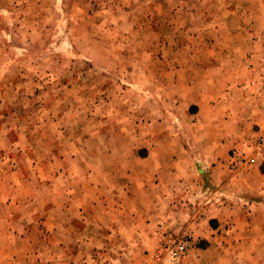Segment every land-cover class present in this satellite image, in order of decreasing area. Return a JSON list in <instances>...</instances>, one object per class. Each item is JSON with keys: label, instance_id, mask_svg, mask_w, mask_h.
Returning a JSON list of instances; mask_svg holds the SVG:
<instances>
[{"label": "rangeland", "instance_id": "rangeland-1", "mask_svg": "<svg viewBox=\"0 0 264 264\" xmlns=\"http://www.w3.org/2000/svg\"><path fill=\"white\" fill-rule=\"evenodd\" d=\"M247 86L264 88V0H0V264H228L219 244L160 230L196 219V199L168 197L152 219L150 193L175 176L134 170L146 167L151 130L168 165L210 131H196V95L237 100ZM217 130L222 152L180 163L188 172L174 187L194 192L205 167L264 171L245 146L264 131L236 147L234 131ZM222 186L209 214L218 236L251 197ZM256 204L262 217L264 197ZM253 226L264 220L242 229ZM181 238L191 247L174 261L166 244Z\"/></svg>", "mask_w": 264, "mask_h": 264}, {"label": "crops", "instance_id": "crops-1", "mask_svg": "<svg viewBox=\"0 0 264 264\" xmlns=\"http://www.w3.org/2000/svg\"><path fill=\"white\" fill-rule=\"evenodd\" d=\"M247 87L250 93L253 92L252 95L254 96L247 92V96L239 97L237 100L231 98V100L227 94L215 97H208L203 94L196 95V131L205 130V128H209L210 131H207L205 135L194 133V138H192L194 148L186 150L182 147L179 152L174 154L175 156H172L173 165H168L159 162L165 159L159 154V151L165 150V141H160L162 135L151 130L149 138L151 141L150 152L143 160L146 167L134 170L136 174L145 175L146 179L150 180L152 177L155 179L156 175L175 176L167 180L162 177L161 182L158 184L159 188H168L169 185H172V189L160 190L155 194L150 193V205L153 208L151 210L152 219L155 220L157 215L166 212L165 207H167L168 197L174 198L182 193L181 196L185 201L191 202L196 199L194 200L196 201V212L199 211L196 214V219L186 223L172 217V219L166 220V224L159 220L158 224L162 226L160 230L178 226L194 232L196 238L205 239L209 243H213V246L219 244L218 248L221 251H226V255L230 256L228 264H258V257L261 256V252H264V231L259 230L256 226H253L252 229H242L243 226L246 227L248 219H252L253 223L258 222L260 219L261 221L264 220V215L261 217L260 214L256 213L259 211L256 210L259 208L256 202L264 197V171H262V168L255 167L250 172H241L238 176H231L227 172L216 174L215 170L205 167L203 175H196V190L194 192V188L185 187L186 185H184L183 190L174 186L176 185L175 181L182 179V176L188 172V168L180 166V163L187 164L196 158V163H203L204 165L205 159L215 160L218 153L222 152L219 145L223 146L224 140L217 139V129H221L222 134H225V132L228 134L230 130L234 131L237 135L236 138H233L236 147H239L250 135L264 131V88L261 91ZM154 127V124L150 125L151 129H154ZM214 129L216 131L213 134L211 131H214ZM224 129L227 130L224 132ZM233 141H229L226 146L230 147ZM160 143L162 146H159ZM219 182L222 185L224 184L222 186L224 189L227 186L234 185L243 194L251 197L250 199L247 197L242 198V205L238 207V217L232 220L237 223V226L233 227V230L226 231L218 236L216 231L211 230L210 224L216 219H218L217 222L222 223V221L218 217L209 216V214L215 212L217 208L215 201L217 189H213V185ZM254 195H256V200L252 199ZM205 208L208 212L204 211Z\"/></svg>", "mask_w": 264, "mask_h": 264}, {"label": "built area", "instance_id": "built-area-1", "mask_svg": "<svg viewBox=\"0 0 264 264\" xmlns=\"http://www.w3.org/2000/svg\"><path fill=\"white\" fill-rule=\"evenodd\" d=\"M245 146L250 151V156H247L248 163H257L261 158H264V133L255 138L253 145L246 143ZM166 245V252L169 253L170 258L178 261L187 255L191 247V242L187 238H181L169 241Z\"/></svg>", "mask_w": 264, "mask_h": 264}, {"label": "water", "instance_id": "water-1", "mask_svg": "<svg viewBox=\"0 0 264 264\" xmlns=\"http://www.w3.org/2000/svg\"><path fill=\"white\" fill-rule=\"evenodd\" d=\"M202 163H199L198 166H201ZM200 171H204L202 168L199 169Z\"/></svg>", "mask_w": 264, "mask_h": 264}]
</instances>
